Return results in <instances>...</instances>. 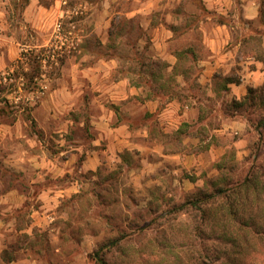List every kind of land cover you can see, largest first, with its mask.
Segmentation results:
<instances>
[{"label": "rangeland", "instance_id": "obj_1", "mask_svg": "<svg viewBox=\"0 0 264 264\" xmlns=\"http://www.w3.org/2000/svg\"><path fill=\"white\" fill-rule=\"evenodd\" d=\"M28 1L8 0L14 38L33 53L31 61L9 66L10 75L8 65L0 70V119L22 117L27 141L38 132L27 114L51 108L68 116V131L37 134L62 175L19 180L0 166V194L17 187L20 195L16 209L7 212L0 197V221L12 220L21 230L37 211L48 222L32 235L9 230V249L0 260L16 252L28 254L33 264H264V240L251 231L264 228V75L239 98L227 86L240 79L237 64L214 73L211 85L198 80L203 30L232 22L241 0H233L226 18L208 0H35L31 16L42 12L36 27L20 17ZM261 1L258 28L264 23ZM242 40L241 50L264 63L261 36ZM90 71L128 78L148 95L162 93L163 102L177 98L194 107L199 113L167 134V151L179 157L161 163L153 158L159 163L148 166L137 149L125 148L82 170L86 149L79 145L88 140L91 149L95 136L90 114L99 103L114 109L98 91L84 88ZM74 81L84 85L74 87ZM77 87L86 90L75 94ZM250 172L254 182L247 194L218 193ZM46 187L64 191H52L55 198L46 202L38 198Z\"/></svg>", "mask_w": 264, "mask_h": 264}, {"label": "crops", "instance_id": "obj_2", "mask_svg": "<svg viewBox=\"0 0 264 264\" xmlns=\"http://www.w3.org/2000/svg\"><path fill=\"white\" fill-rule=\"evenodd\" d=\"M34 1H28L20 16L25 21H31L32 27H36L38 15L42 13L41 10H38L35 18L31 16L32 9L36 4ZM207 3L222 17L230 16L233 0H208ZM239 5L241 6L239 13H233L232 22L228 24L222 21L213 26L209 32L203 30L204 53L198 59V65L203 71L198 80L204 83L210 81V85L213 84L214 73H226L232 65H239V81H227L230 94L237 98L245 93L247 84L257 83V76L261 78L264 75V63L252 52L241 50L243 36L258 34L261 36V49L264 53V33L260 31L261 26L264 29V23H261L259 28L254 26L257 25L255 22L261 19L263 13L262 1L241 0ZM9 10L8 0H0V70L20 58L23 46L21 45L23 43L14 38L13 19L10 20ZM241 18L246 21V23H242L244 25L241 24ZM86 74L84 88L88 87L93 94L94 91H98L99 100L111 101L114 104V109L109 110L104 103H99V110L92 111L90 114L91 129L95 136L90 138L93 146L91 149H89L88 140L79 145L80 149H86L85 157L81 163L82 170L95 169L105 158L112 159L125 148L137 149L144 156L148 166L167 161L171 157H179L178 153L172 155L167 151V134L177 131L179 124L197 115L199 112L194 107L182 103L177 98L167 99L168 101L163 102L162 93L154 92L152 95H148L142 85L132 84L128 78L110 79L95 71L86 72ZM73 84L74 87L77 85L80 87V85H84V82L79 81ZM79 87L74 89L73 93L80 94L86 90ZM60 91L62 89L59 88L54 90V93ZM64 91L68 96V89L67 91L64 89ZM63 114H58L51 108H44L36 109L27 115L31 117L30 121L37 124L38 132L48 135L55 128L60 129L59 131H68V116L64 118ZM1 116L7 118V115ZM21 118L19 116L8 121L0 119V166L14 172L19 180L27 178L31 181H42L48 176L62 175L55 172L57 160L54 156L49 155L48 148L45 146L47 142L38 137V132L32 131L35 138L23 140L26 123ZM55 123L58 124L57 127H54ZM99 145H105V148ZM186 157L184 158L186 159ZM153 158L158 159L159 162L154 163ZM64 173H68V170L65 169ZM52 191L55 193L54 196H57L64 190L46 187L38 193V198L47 202L51 198H55L50 195ZM0 197L6 203L4 206L6 212L12 208L16 209L19 205L20 195L17 187L8 188L5 193L0 194ZM36 212L32 213L36 219L30 221L21 230H17L15 222L12 220L0 221V227L3 230L2 233L0 232V253L9 249V230L13 228L17 232L24 230L32 235L33 229L45 228V223L48 222L39 220V215ZM45 212L46 210L43 211V214ZM6 256L0 260V263L4 260L3 264H33L28 254L17 257L16 252L11 254L8 252V256ZM6 259L9 263L5 261Z\"/></svg>", "mask_w": 264, "mask_h": 264}, {"label": "trees", "instance_id": "obj_3", "mask_svg": "<svg viewBox=\"0 0 264 264\" xmlns=\"http://www.w3.org/2000/svg\"><path fill=\"white\" fill-rule=\"evenodd\" d=\"M32 53H33V50H28L26 53H22L20 58H18L12 64L8 65L7 71H9V66H11V65L19 66L26 59L31 61L32 60L31 59ZM33 61H35V60H33ZM30 122L34 125V122H32V120ZM259 134H260V136L262 135L261 132H259ZM250 173H249V175L245 176V178L242 181H239V182L235 183L230 188L229 187H225V188L219 189L218 193L226 194L227 192H231V193H235V195H237V193H239L240 191L245 190V193L247 194L249 192L250 187L253 186V182H254L253 179H252L253 172H250ZM212 197H213L212 194L206 195V196H204V200L211 199ZM201 200H203V199H200L198 202H200ZM198 202H194V204L198 205L199 204ZM179 207H182V205L179 206ZM251 231L254 234H256L258 239L264 240V228L261 229V230H259V229L256 230V228L253 227V229Z\"/></svg>", "mask_w": 264, "mask_h": 264}, {"label": "built area", "instance_id": "obj_4", "mask_svg": "<svg viewBox=\"0 0 264 264\" xmlns=\"http://www.w3.org/2000/svg\"><path fill=\"white\" fill-rule=\"evenodd\" d=\"M28 50H29L28 47H26L25 45L22 46V49H21V52H20V57H21L22 53H26ZM6 72H7L6 75H10L9 71L6 70ZM4 77H5V75H4Z\"/></svg>", "mask_w": 264, "mask_h": 264}]
</instances>
